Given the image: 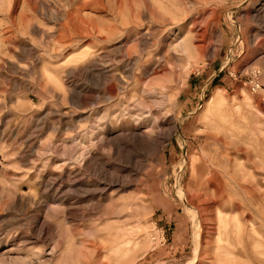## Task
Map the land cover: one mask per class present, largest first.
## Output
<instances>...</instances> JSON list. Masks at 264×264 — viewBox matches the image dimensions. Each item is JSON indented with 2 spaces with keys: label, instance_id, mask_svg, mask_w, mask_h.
<instances>
[{
  "label": "rangeland",
  "instance_id": "obj_1",
  "mask_svg": "<svg viewBox=\"0 0 264 264\" xmlns=\"http://www.w3.org/2000/svg\"><path fill=\"white\" fill-rule=\"evenodd\" d=\"M261 4L0 0V264H264Z\"/></svg>",
  "mask_w": 264,
  "mask_h": 264
},
{
  "label": "bare ground",
  "instance_id": "obj_2",
  "mask_svg": "<svg viewBox=\"0 0 264 264\" xmlns=\"http://www.w3.org/2000/svg\"><path fill=\"white\" fill-rule=\"evenodd\" d=\"M261 6H264V4H261ZM189 33H190V37H189L188 42H187L186 52L189 55H192L193 53H195V51H197L201 47V44L194 40L195 39V35L197 34V31L195 30V22L194 21H193V27L190 28ZM130 61H131V59L129 58L127 62H130ZM133 62H132V64H133ZM161 62H162V57H160V60L158 59V62L156 64V66H158V64L160 65ZM126 135L132 137L133 139L145 138V135L139 133V131L136 128H131V129L127 130V134ZM5 144L8 145V140L5 141ZM50 186H52V185L49 184V187ZM124 235L125 234H124L123 231L109 234V238H108L107 241L110 243V245H109L110 248H112V247L114 248L115 247L116 249H118V248L120 249L121 248V249H125L126 250L127 245H125V244H127L129 242V240H128L127 237L125 238Z\"/></svg>",
  "mask_w": 264,
  "mask_h": 264
}]
</instances>
